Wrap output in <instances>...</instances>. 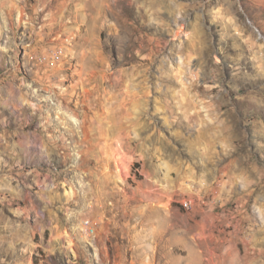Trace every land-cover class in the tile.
<instances>
[{
    "label": "rangeland",
    "instance_id": "1",
    "mask_svg": "<svg viewBox=\"0 0 264 264\" xmlns=\"http://www.w3.org/2000/svg\"><path fill=\"white\" fill-rule=\"evenodd\" d=\"M0 245L264 264V0H0Z\"/></svg>",
    "mask_w": 264,
    "mask_h": 264
},
{
    "label": "built area",
    "instance_id": "2",
    "mask_svg": "<svg viewBox=\"0 0 264 264\" xmlns=\"http://www.w3.org/2000/svg\"><path fill=\"white\" fill-rule=\"evenodd\" d=\"M184 204H189V205H190V203H184ZM84 227H85L86 232H87L88 234H90V235H95L96 231H95V227H94L93 224H92V221L87 220V221L85 222V224H84Z\"/></svg>",
    "mask_w": 264,
    "mask_h": 264
},
{
    "label": "clouds",
    "instance_id": "3",
    "mask_svg": "<svg viewBox=\"0 0 264 264\" xmlns=\"http://www.w3.org/2000/svg\"><path fill=\"white\" fill-rule=\"evenodd\" d=\"M0 257H2V259H0V264H12L11 261L7 260L6 250L2 245H0Z\"/></svg>",
    "mask_w": 264,
    "mask_h": 264
},
{
    "label": "bare ground",
    "instance_id": "4",
    "mask_svg": "<svg viewBox=\"0 0 264 264\" xmlns=\"http://www.w3.org/2000/svg\"><path fill=\"white\" fill-rule=\"evenodd\" d=\"M82 84H84V82L82 83ZM76 87L74 86V89H75ZM83 95H84V100H83V103L86 105L87 103H89V99L91 98L90 97V95H89V90L86 88V87H84L83 88ZM86 132V131H85ZM186 203H188V202H186ZM188 205V204H187Z\"/></svg>",
    "mask_w": 264,
    "mask_h": 264
}]
</instances>
